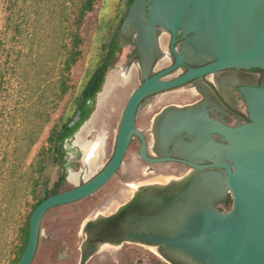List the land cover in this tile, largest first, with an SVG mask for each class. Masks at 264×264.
I'll use <instances>...</instances> for the list:
<instances>
[{
    "label": "water",
    "instance_id": "water-1",
    "mask_svg": "<svg viewBox=\"0 0 264 264\" xmlns=\"http://www.w3.org/2000/svg\"><path fill=\"white\" fill-rule=\"evenodd\" d=\"M159 29L171 37L170 53H166L174 62L152 74L148 68L158 65ZM127 34L134 44L132 54L137 57L136 71L142 74V84L132 92L124 109L115 153L95 177L49 196L36 207L29 222L28 244L17 264L33 263L43 220L50 210L90 197L112 179L123 163L131 137L140 134L135 116L143 99L207 75L264 71V0H133L120 29L122 46ZM182 68L184 73L167 79ZM202 91L207 95L206 86ZM240 92L249 122L214 129L226 140L223 147L228 162H216L214 167L225 173H214L206 183L213 193L227 190L231 208L218 209L209 195L189 200L187 194L178 207L164 210L157 218L130 215L127 210L112 224L115 241L158 247L171 264H264V85L244 86ZM195 110L170 107L165 114L190 116ZM142 154L146 157L144 147ZM73 173L79 174L70 171L68 180ZM131 222L152 233H133L136 228ZM96 229L94 218L85 225L84 233Z\"/></svg>",
    "mask_w": 264,
    "mask_h": 264
},
{
    "label": "rangeland",
    "instance_id": "rangeland-1",
    "mask_svg": "<svg viewBox=\"0 0 264 264\" xmlns=\"http://www.w3.org/2000/svg\"><path fill=\"white\" fill-rule=\"evenodd\" d=\"M72 1L77 0H18L16 9L19 19L26 21L27 24H35L38 28V38L46 40L51 46V42L57 35L56 31L59 35L63 30L59 24L63 23L65 27H69V22L62 19L60 10L64 2L71 5L70 2ZM127 5L128 0L97 1L94 11L87 15L80 30L84 38L81 47L83 56L72 68L70 75L72 89L52 115L51 123L45 127L38 142L32 148L29 157L16 176L17 179H14V183L6 173L4 178L0 179V264H17L16 246L22 245L18 237V228L23 226L39 201V193L36 196L32 194L30 165L42 147L47 145L49 132L59 121L64 109L71 99L80 93L85 73L93 70L97 64L102 45L108 41L111 33L120 24L127 10ZM8 6L9 0H0V40L4 38L3 32ZM170 38L167 33L162 36L160 42L162 49H165V46L169 44ZM38 49L35 47V54ZM129 53L130 47H123L120 61L109 72L107 82L98 96L92 118L69 141V149H75L70 155L77 165L76 169L70 168V170L78 173L79 169L82 168L83 171L79 172L78 179H67V184L62 186L60 191L69 190L82 184L94 176L102 167L105 159H102L91 170V175L86 177L87 169L79 161L80 157L77 158V152L81 156L80 144L83 139L93 140L94 133L98 134L102 130L112 133L118 130L126 103L142 80V74L140 71H136V68L132 72L130 81L120 80L117 77L121 67L126 63ZM170 62V60L163 61L152 72L155 73L167 67ZM155 98H166L169 101H174L176 99H197L199 96L183 92L181 89L157 95ZM48 173L51 176L50 189H53L58 180V173L56 170H51ZM21 174L23 177L20 176ZM114 184L115 181L112 180L107 186L113 188ZM100 201V196L95 194L84 200L50 210L43 220L39 247L32 264H169L147 246L130 242H122L120 246L105 248L99 252L94 251L83 260L81 246L84 241V227L98 213L107 211L99 208Z\"/></svg>",
    "mask_w": 264,
    "mask_h": 264
},
{
    "label": "trees",
    "instance_id": "trees-1",
    "mask_svg": "<svg viewBox=\"0 0 264 264\" xmlns=\"http://www.w3.org/2000/svg\"><path fill=\"white\" fill-rule=\"evenodd\" d=\"M97 1L77 0L70 2L71 5L64 2L60 15L69 22V27L60 23L63 30L59 35L56 31L50 46L46 40L38 38L35 24L19 19L18 0H9L4 38L0 40V179L6 173L14 183L32 148L51 123L52 115L72 89L71 71L83 56L84 38L80 30ZM132 3L133 0H128L127 9ZM126 13L127 10L124 17ZM124 17L102 45L93 70L85 73L80 93L71 99L50 130L47 145L42 147L30 165L32 194L36 196L39 193V201L33 211L49 196L64 192L59 189L67 184L68 169L77 168L70 155L75 149H69V141L95 112L108 74L121 59L123 46L119 35ZM35 47L39 48L36 54ZM51 170L58 173L53 189H50L51 176L48 173ZM32 213L18 228L22 245L16 246L17 263L28 244Z\"/></svg>",
    "mask_w": 264,
    "mask_h": 264
},
{
    "label": "flooded vegetation",
    "instance_id": "flooded-vegetation-1",
    "mask_svg": "<svg viewBox=\"0 0 264 264\" xmlns=\"http://www.w3.org/2000/svg\"><path fill=\"white\" fill-rule=\"evenodd\" d=\"M165 49H163L164 58L158 59V65L163 61L170 60L171 62L167 66L169 67L174 62L166 53V51L170 53V42L165 46ZM158 65H155L154 69ZM185 71L186 69L182 68L181 71L174 72L167 79H174ZM227 73L233 77V80L225 86L226 93L222 92L212 81L214 75H207L192 83L156 93L141 101L135 116V128L140 134H134L131 137L123 163L112 179L92 195L98 194L101 198L99 208L107 210L105 213H98L95 219L98 216L102 218L115 216L124 207H128L130 215L157 218L164 210L170 207H178L180 201L184 200L187 194H189V200L194 197L209 195L215 199V206L218 209L228 211L231 208L232 200H229L230 193L227 190L213 193L206 188V183L211 180L210 178L214 173L220 175L225 173L224 169L214 167V164L216 162H228L223 147L226 145V140L222 134L214 132V129L220 126L234 128L249 122L247 105L240 88L264 85V71L258 69L239 72L230 70L215 75ZM141 84L142 80L139 86ZM203 85L206 86L207 95L202 91ZM192 87H196L199 93L193 94ZM181 89L183 92L199 96V98L176 99L174 101H169L166 98H155L157 95ZM170 107L180 109L195 107L196 114L190 116L165 114ZM121 121L122 117L116 132L110 133L102 130L98 134L94 133L93 140L83 139L80 144L81 156L79 161L87 169L86 177L91 175V170L102 159H105L102 167L90 179L99 174L111 161L116 150ZM95 145L96 152L87 163L86 147ZM143 147L145 148L146 157L142 154ZM70 171L72 170L68 169V176ZM82 171L81 168L78 173ZM190 174L193 176L190 190L171 206L158 208L155 204L147 205L145 202L131 206L137 194H141L146 200L157 202L161 194L170 190L169 183L171 181L185 179ZM78 178L79 174L73 173L70 175L69 180ZM112 180L115 181L113 188L107 186ZM110 210L111 212H108ZM131 227L136 228V231L133 232L135 234L152 233L140 230V226L135 222H131ZM130 236L131 234L127 235V237ZM132 243L148 248L154 247L135 241ZM114 246H120V244L115 242L111 244L110 248Z\"/></svg>",
    "mask_w": 264,
    "mask_h": 264
},
{
    "label": "bare ground",
    "instance_id": "bare-ground-1",
    "mask_svg": "<svg viewBox=\"0 0 264 264\" xmlns=\"http://www.w3.org/2000/svg\"><path fill=\"white\" fill-rule=\"evenodd\" d=\"M165 33L166 32L164 30H161V29H159L157 31V41H158V49H159L158 59L162 58L163 54H165L163 49L161 48V43H160L162 40V36ZM123 44H124L123 47H126V46L130 47V53L127 56L126 63L121 67L120 72L117 74V77L120 80L130 81L131 77H132V72H133L134 68L137 67V57L132 54V50L134 49V44H133V41L128 37V34L123 38ZM148 70L153 71L154 66L148 68ZM232 80H233V77L229 73L221 74V75H214L212 77V81L219 87V89L222 92H225V93H226L225 86L229 82H232ZM192 88H193L192 89L193 94L199 93L197 91L196 87H192ZM95 152H96V145L92 146V147H90V146L86 147L85 153H86V157L88 159L87 163L90 161V159L92 158V156L94 155ZM192 182H193V176L191 174L185 179L171 181L169 183V189L170 190L161 194V196L159 197L157 202L146 200L141 194H137V195H135L134 200L131 203V206H135L136 203L140 205V203H142V202L147 203V205L155 204L158 208H161L163 206L164 207L171 206L175 201L177 202L178 199H181L184 196V194L186 192H188V188L190 187ZM127 210H128V207H124V208H121L115 216H112L109 218H102V217L98 216L95 219L96 224H97V229L92 231V232H87V233L83 232L84 233V242H83L82 247H81V251H82L83 256L87 255L89 253V251L92 249L95 250L96 252H99L102 249L110 248L111 244H113L115 242L117 244H120L119 242L114 240L115 235L113 232L114 228L112 227V224L115 221L116 217L122 215ZM149 249L151 251H153L158 257H160L164 261L171 264V262L164 256V254L162 253L160 248L151 247ZM185 264H188V263H185Z\"/></svg>",
    "mask_w": 264,
    "mask_h": 264
}]
</instances>
